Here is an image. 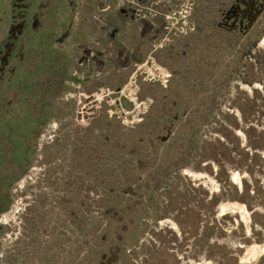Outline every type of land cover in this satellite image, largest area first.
<instances>
[{"label": "rangeland", "instance_id": "374dc122", "mask_svg": "<svg viewBox=\"0 0 264 264\" xmlns=\"http://www.w3.org/2000/svg\"><path fill=\"white\" fill-rule=\"evenodd\" d=\"M13 1L0 0L1 40ZM186 1V34L168 36L164 17L146 40L145 60L169 77L139 76L138 107L120 95L136 67L124 68L126 44L113 39L130 20L100 14L93 0H31L24 34L47 6L49 51L68 61L64 80L52 78L39 97L13 102L3 82L0 104L13 103L0 127V264H264V254L247 258L264 245V149L251 151L250 172L238 148L242 111L264 120V12L241 34L219 26L235 0ZM90 13L91 26L105 29L95 42L114 61L79 64ZM213 152L226 172L207 158Z\"/></svg>", "mask_w": 264, "mask_h": 264}, {"label": "trees", "instance_id": "16d2710c", "mask_svg": "<svg viewBox=\"0 0 264 264\" xmlns=\"http://www.w3.org/2000/svg\"><path fill=\"white\" fill-rule=\"evenodd\" d=\"M30 7L31 0L13 1L11 27L5 36L6 38L4 37L5 40L3 39L0 43V92L4 89L3 82L5 78H7L6 88L11 92H13L14 89L15 92V100L13 99V102H17V98L25 100L26 96H31L33 94L39 97L41 92L40 87L50 91L52 78H56V81L59 80V82L64 80L61 74H59V71L65 66V62L68 61L61 52L55 49H51L53 52L49 51L50 48L48 47V43L50 39L48 32L45 30L44 21L45 19L51 21L52 17L47 16L48 10L44 8L47 6L41 5L40 12L36 15L37 20L33 25V31L28 30L27 33L24 34L27 14ZM263 12L264 0H235L230 8L223 13L219 26L227 31L246 34L251 30ZM33 38L37 39V49L35 51L30 49ZM38 63H41V65L37 66ZM56 63L59 65H56ZM32 73H37L33 81H31L30 78ZM40 74L44 75L47 80L39 82L40 80L37 78ZM56 75H58V77ZM13 79L17 80L12 82ZM59 87H61V84H59ZM60 91H62V88L58 89L57 94L60 93ZM11 95H13V93H11ZM42 100L41 97L40 101L36 100V105L42 104ZM36 101L32 98V100H26L25 102L28 107L36 109ZM12 103L5 102L0 104V127L3 126V123H1L2 117L4 116L3 113ZM242 112V131L246 136V145L243 146L242 140L239 139L240 168L242 171L248 170L251 172L252 164L249 158L251 151H260L264 149V120L260 115H247L244 111ZM194 128L196 127L194 126L190 129L191 136L197 133L193 132ZM6 136L7 135H4V133L0 136V151L4 149H2L1 143L5 140ZM248 148H250V150H247ZM225 153V156H228L229 153L227 149ZM207 158L218 163L220 172H226V163L220 164L222 159H217L218 156L216 152H213ZM215 201L216 200H213L214 203ZM3 209L4 208L0 207V212H2Z\"/></svg>", "mask_w": 264, "mask_h": 264}, {"label": "crops", "instance_id": "0c3cea01", "mask_svg": "<svg viewBox=\"0 0 264 264\" xmlns=\"http://www.w3.org/2000/svg\"><path fill=\"white\" fill-rule=\"evenodd\" d=\"M132 1L146 6L153 0H93L92 9L95 6V10H98L100 14L112 12V17L115 15L116 19H120L121 21L125 19L130 20V22L126 24V29L123 31L121 30V32L116 29L113 32V39L117 42L123 41L126 44L124 46L127 48L126 56L128 63H126L124 68L132 69L133 71V69L140 65L148 56L145 57L147 52L146 40L150 38V40L153 41L157 38V34L160 33V30L162 29L161 23L164 14L168 13L171 7H173V4L176 3L172 2L170 5H162L161 7H158V15L155 17L150 16L147 20H138L135 16L136 6L131 4ZM92 17V13L86 16V21L90 22V24H88L90 32L88 34L85 33V36L80 39L81 42L76 43L78 46L77 50L82 54L78 59L80 62L79 64H106L113 59L111 58L109 60L108 56H104L106 55L105 51L103 53L98 43L95 42L99 37L98 34L105 31V29L93 28L91 26ZM88 25L86 26L88 27ZM0 41L2 42L3 39H0ZM134 54L138 55V57H135ZM140 56H142L141 60L139 59Z\"/></svg>", "mask_w": 264, "mask_h": 264}, {"label": "built area", "instance_id": "2783aa9c", "mask_svg": "<svg viewBox=\"0 0 264 264\" xmlns=\"http://www.w3.org/2000/svg\"><path fill=\"white\" fill-rule=\"evenodd\" d=\"M186 0H153L146 6L140 5L132 1L131 4L136 6L135 16L138 20H147L150 16H157V8L162 5H170L172 2L180 3ZM172 9V8H171ZM169 10L168 13L164 14L166 20V33L170 34H186V29L188 28L187 16L190 11L189 1L183 2L179 10ZM82 65V64H80ZM144 76V80L158 81L161 84L167 82V70L161 66L152 56H150L144 63L136 67L135 72L132 74L129 82L120 91L121 97L129 100L138 106V77ZM112 92L109 90L101 91V95L109 96ZM139 107V106H138ZM125 114V113H124ZM127 115V114H125Z\"/></svg>", "mask_w": 264, "mask_h": 264}, {"label": "bare ground", "instance_id": "6f19581e", "mask_svg": "<svg viewBox=\"0 0 264 264\" xmlns=\"http://www.w3.org/2000/svg\"><path fill=\"white\" fill-rule=\"evenodd\" d=\"M234 179L237 181V175L234 176ZM235 205V204H234ZM228 210H229V207H227ZM221 212H225V209H226V205H222L221 206ZM236 210L240 211V213L242 214L243 218H246L247 217V210L244 206H238L236 208ZM227 211V210H226ZM264 254V245H254L252 246L250 249H249V253H248V256L247 258L249 259L248 261H251L250 259H257V257L261 256Z\"/></svg>", "mask_w": 264, "mask_h": 264}]
</instances>
